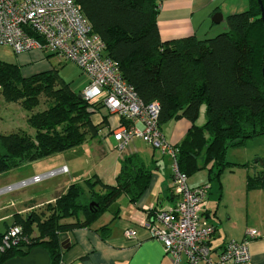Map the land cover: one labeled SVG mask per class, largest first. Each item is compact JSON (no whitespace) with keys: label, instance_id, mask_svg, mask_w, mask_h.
<instances>
[{"label":"trees","instance_id":"trees-1","mask_svg":"<svg viewBox=\"0 0 264 264\" xmlns=\"http://www.w3.org/2000/svg\"><path fill=\"white\" fill-rule=\"evenodd\" d=\"M75 2L140 99L159 103L161 129L173 120L192 123L175 146L182 173L190 178L208 170L210 183L222 190L226 170L260 165L248 175L247 190H264V158L263 163L258 159L245 164L226 160L229 149L264 136V19L259 0H250V9L228 16L227 31L214 38L191 35L170 41L162 39L158 25L163 0ZM0 94L29 113L27 123L36 131L34 137L0 134V174L99 137L109 118L101 114L104 105L81 98L56 69L25 77L18 64L0 60ZM42 104L45 108L37 111ZM203 106L207 120L199 126ZM98 114L102 122L95 124ZM154 169L137 153L125 155L114 185L98 177L72 184L42 211L17 215L14 225L23 228V237L0 254V264L36 248L49 253L51 264H63V237L90 226L122 195L137 202L149 188ZM100 231L107 239L111 228Z\"/></svg>","mask_w":264,"mask_h":264},{"label":"crops","instance_id":"crops-1","mask_svg":"<svg viewBox=\"0 0 264 264\" xmlns=\"http://www.w3.org/2000/svg\"><path fill=\"white\" fill-rule=\"evenodd\" d=\"M250 5V0H163L158 18L161 37L164 41L179 40L191 35L200 37V32L204 30L208 19H213L215 15L221 14L224 19L220 24L226 25L228 16L246 11L250 8ZM212 23L220 25L215 24L213 21ZM16 55H18L16 61H8H14L11 63L18 64L25 77L54 69L60 73L61 67L66 64L57 55L37 49ZM83 77L82 84L81 82L79 84L71 83V88L75 93L79 94L80 89L88 84V77L86 75ZM102 111L104 112L103 115L109 118L107 124L103 126L102 135L97 137L99 138V144L103 145L100 155L102 156L103 152L105 156L108 154L114 155L115 150H118L117 143L111 133H109L107 139H104L103 136L120 124V118L109 113L107 108ZM203 112L201 111L199 118H202V116L204 118L197 121L199 126H203L205 116L207 118L206 110ZM94 122L95 124L101 123L102 116L100 114L95 115ZM191 127L192 123L187 119L173 120L162 126V133L168 143L177 146L186 138ZM261 138L264 140V136ZM261 138L254 139V141L261 140ZM69 150L51 155L42 159L41 163H36L41 165L35 173H45L66 166L69 173L61 176L72 174L74 178L70 176V184L65 187L51 188L52 192L44 190L42 196L35 194L27 201L19 202V205H22L23 208L16 215L26 217L34 212H40L46 205L55 203L58 196L65 193L72 184H82L79 179L85 175V172L81 174L82 170L77 171L76 167L74 169L67 164L56 163V161L53 163L52 161L57 158L56 156ZM132 153H137L147 163L156 167L149 188L135 203L131 202L128 196L122 195L108 211L101 214L90 226L68 232L63 240L66 241L62 258L63 264H174L173 258L165 252L163 244L152 239L150 231L146 227V224L152 220V217H150L151 212L155 213L157 209L173 207L177 201L173 189L172 170L171 167H168L170 161L166 163L169 157L139 140L134 142V146L130 150V154ZM123 157V155H117V164L108 176L107 182L101 174H95L86 179L98 177L104 183L114 185ZM263 158L264 151L252 152V154L248 153L245 156L244 159L247 160L238 164H245ZM260 168V165L254 167V169ZM254 169L245 168L247 172L236 183H233L231 177H229V184H231L230 186H232L234 192L230 190V194L236 195V202L231 208L228 207L225 210L227 215L220 212L225 193L220 196L219 194L222 192L217 185V196L214 201L212 200L213 184L210 183L208 170L200 171L190 177L189 184L192 187L211 185L207 212L204 215V219L216 228L210 244L211 248L218 252L229 240H243L248 231L255 230L258 232V236L250 243L251 264H264V190H247V177L253 173ZM234 170L228 169L226 171L232 173L231 171ZM31 176H34V174ZM105 226L111 228L107 239L103 238L100 231ZM10 227L8 226L3 233ZM128 229L134 230L135 236L132 239H127L125 235ZM181 264L189 263L187 259H182Z\"/></svg>","mask_w":264,"mask_h":264},{"label":"built area","instance_id":"built-area-1","mask_svg":"<svg viewBox=\"0 0 264 264\" xmlns=\"http://www.w3.org/2000/svg\"><path fill=\"white\" fill-rule=\"evenodd\" d=\"M0 46L16 54L37 49L74 63L88 77L80 97L91 104L101 103L120 118L111 135L123 156L130 154L138 139L172 159L177 201L173 207L157 209L146 227L174 264H181L182 259L189 264H251L250 243L258 236L255 230L248 231L243 240H229L218 252L211 248L216 228L204 219L211 185L190 186L188 176L179 169L177 149L162 133L159 103L145 104L140 99L75 0H0ZM68 173L66 166L54 169L4 188L0 195ZM125 235L132 239L134 230L128 229ZM22 237L23 228L11 226L0 238V254L18 245Z\"/></svg>","mask_w":264,"mask_h":264},{"label":"rangeland","instance_id":"rangeland-1","mask_svg":"<svg viewBox=\"0 0 264 264\" xmlns=\"http://www.w3.org/2000/svg\"><path fill=\"white\" fill-rule=\"evenodd\" d=\"M226 31H227V25L224 24L214 25L212 23V19H208V23L206 24L204 30L200 32V38L202 39L214 38ZM16 58H18V55H16L10 47L0 46V60L11 63L14 61H8V60L16 61ZM60 75L68 83H73V84H79V82H81L82 84L84 79L83 76H85V74L77 65L70 62H66V64L61 67ZM43 101L45 100L43 99ZM45 106H46L45 104H42L37 109V111L43 110ZM205 110H206L205 106H203L201 111L203 112ZM101 112H102L101 114L104 113L103 111ZM28 116L29 113L26 112L20 104L8 103L6 102L4 97L0 94V134L10 135L13 133H26L34 137L36 131L34 128L28 125L27 123ZM203 118L204 116H202V118H199V121H201V119ZM206 120L207 118L205 116V120H203L204 124L206 123ZM142 143L145 142L142 141ZM259 146L261 147L259 148ZM102 148L103 145L99 144V138H88L85 143L72 148L71 150L65 152L64 154L56 156L57 158H55L52 161L53 163H55L56 161V163L65 164V165L67 164L68 166L74 169L76 167L77 171L82 170L81 174L85 172L84 173L85 175L81 179H79V181L82 182V184H84L85 179L87 177L89 178V176H93L95 174H101L103 178H105V181L107 182L108 176H110V174L114 170V166H116L117 164V160H118L117 155L121 156L122 154L119 150H115L114 155L108 154L107 156H105L103 152V155L101 156L100 151H102L101 150ZM263 151H264V140L263 138H261V140L249 141L248 144H246L244 147L229 149L226 155V160L231 163H239L247 160L244 158L245 156L248 155V153L252 154V152L256 153ZM41 160H38L33 163L30 162L21 167L1 173L0 190L21 183L23 181L30 180L35 176L43 174V173L40 174L35 173V171L38 170V168L40 167L39 165H41L36 163H41ZM167 161L168 163L170 161L168 167H171L170 169L173 171L172 159L169 157V159L166 160V163ZM204 162L205 160L203 155L199 158V164L203 165ZM225 172L226 174H224ZM225 172L221 176L222 193L219 194L221 196L223 195V193H225L220 208L221 209L220 212L223 215H227L225 210L228 207L231 208L236 202L235 200L236 195L230 194L231 192L230 190H232L233 192V189L232 186H230L231 184H229L230 183L229 177H231L230 179L233 183H236L241 177H244V174L247 171L245 170V168H235L234 171H231L232 173L227 171ZM33 174L34 176H31ZM70 176L74 178L72 174L67 176H59L44 181L40 184L30 185L23 189L0 195V233H3L8 226H12L15 223V218L17 216L16 214L23 208L22 205H19V202L22 201L25 202L29 198H31L32 195L35 194L42 196L44 190H50L52 192L53 190H51V188L55 189L56 187L67 186L68 184H70ZM212 186H213L212 200L214 201L217 196L216 194L218 187L214 184Z\"/></svg>","mask_w":264,"mask_h":264},{"label":"water","instance_id":"water-1","mask_svg":"<svg viewBox=\"0 0 264 264\" xmlns=\"http://www.w3.org/2000/svg\"><path fill=\"white\" fill-rule=\"evenodd\" d=\"M259 3L261 4V9L263 12V19H264V11H263L262 3L260 0H259ZM223 19H224L223 15L217 14L213 17L212 21L215 24H220L223 21ZM261 163H263L262 159H261ZM64 239H65V236L63 237V240ZM65 242L66 241H63L64 248H66ZM4 264H51V257L45 249L36 248V249H33L26 256L13 258Z\"/></svg>","mask_w":264,"mask_h":264}]
</instances>
